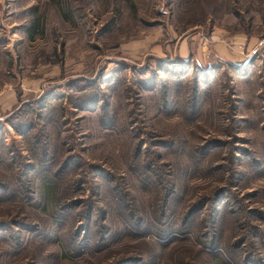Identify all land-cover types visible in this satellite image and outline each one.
<instances>
[{
	"label": "rangeland",
	"instance_id": "rangeland-1",
	"mask_svg": "<svg viewBox=\"0 0 264 264\" xmlns=\"http://www.w3.org/2000/svg\"><path fill=\"white\" fill-rule=\"evenodd\" d=\"M0 97V264H264V0H0Z\"/></svg>",
	"mask_w": 264,
	"mask_h": 264
},
{
	"label": "crops",
	"instance_id": "crops-1",
	"mask_svg": "<svg viewBox=\"0 0 264 264\" xmlns=\"http://www.w3.org/2000/svg\"><path fill=\"white\" fill-rule=\"evenodd\" d=\"M219 51L220 53L222 52H224L225 51V48H222V47H220L219 49H216V51ZM10 93H11V91L10 90H6V92H4L3 94L5 95V94H8V96L10 95ZM1 96H3V95H1ZM0 99H1V97H0Z\"/></svg>",
	"mask_w": 264,
	"mask_h": 264
},
{
	"label": "trees",
	"instance_id": "trees-1",
	"mask_svg": "<svg viewBox=\"0 0 264 264\" xmlns=\"http://www.w3.org/2000/svg\"><path fill=\"white\" fill-rule=\"evenodd\" d=\"M35 25H36V23L31 25V27H30V35L32 34V31H33V28H34Z\"/></svg>",
	"mask_w": 264,
	"mask_h": 264
}]
</instances>
